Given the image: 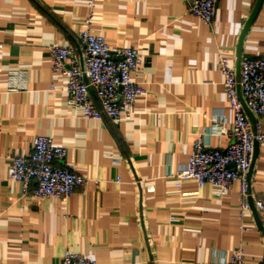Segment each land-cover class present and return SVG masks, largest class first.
<instances>
[{"label":"crops","instance_id":"obj_1","mask_svg":"<svg viewBox=\"0 0 264 264\" xmlns=\"http://www.w3.org/2000/svg\"><path fill=\"white\" fill-rule=\"evenodd\" d=\"M256 3L218 0L208 26L187 0H0V264H60L66 250L97 264H224L238 249L245 264H262L264 212L259 227L251 210L240 218L238 182L219 194L174 178L198 137L209 149L230 142L214 132L233 125L218 58L238 73L242 59L264 56V0L237 56ZM90 11L92 35L140 54L133 80L144 93L130 120H84L51 70L52 46L81 57ZM10 71L26 73V90L7 91ZM37 136L65 148L85 179L65 202L23 194L9 178L12 157ZM248 184L251 201L264 194V144Z\"/></svg>","mask_w":264,"mask_h":264},{"label":"built area","instance_id":"obj_2","mask_svg":"<svg viewBox=\"0 0 264 264\" xmlns=\"http://www.w3.org/2000/svg\"><path fill=\"white\" fill-rule=\"evenodd\" d=\"M217 3L218 0H187V13L210 26ZM91 19L90 11L78 34L81 57H77L72 47L52 46L49 49L51 70L64 78L67 105L78 110L84 120L98 122L103 117L112 122L130 120L136 97L144 93L133 80V75L140 69V54L133 48H111L101 36L92 35L89 29ZM218 67L233 115V125L229 131L217 126L214 132L228 135L230 142L223 150L209 149L198 137L187 163L174 178L179 181L193 180L196 192L212 185L219 189V194L238 182L239 214L244 219L250 211L251 193L247 175L254 145L264 144L261 132V120L264 119V56L242 59L238 73L223 57L218 58ZM6 88L8 92L26 90V73L10 71ZM245 110L251 114L253 122ZM219 123L225 124V119L221 117ZM65 158V148L56 146L49 137L37 136L31 141L30 153L12 157L9 178L20 184L23 194L38 198L53 197L65 202L85 184V179L66 164ZM252 202L256 213L264 212V194ZM246 230L242 227V231ZM60 264L97 263L66 250ZM224 264H245L242 250L234 251L231 259Z\"/></svg>","mask_w":264,"mask_h":264},{"label":"water","instance_id":"obj_3","mask_svg":"<svg viewBox=\"0 0 264 264\" xmlns=\"http://www.w3.org/2000/svg\"><path fill=\"white\" fill-rule=\"evenodd\" d=\"M260 4H261V0H257V3H256V5H255V7H254V9H253V11H252V13H251L249 19L247 20V22H246V24H245V26H244V28H243V31H242V33H241V35H240L239 42H238V48H237V56H238V60H240V58H241V45H242V42H243L244 35H245L247 29L249 28V26L251 25L252 21L254 20L256 14H257V12H258V9H259ZM245 111H246V113H247V116H248L249 120L252 121V116H251V114H250L247 110H245ZM256 145H257V144L254 145L253 158H252L251 166H250V169H249V172H248V175H247V179H248V177H249V173H250L251 168H252V165H253V160H254V157H255V151H256ZM249 204H250V210H251L252 213H253V217H254L255 223H256V225L259 227V224H260V223H259V220H258V215H257V213H256V211H255V209H254V207H253V202L250 200V201H249Z\"/></svg>","mask_w":264,"mask_h":264}]
</instances>
